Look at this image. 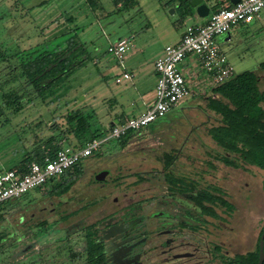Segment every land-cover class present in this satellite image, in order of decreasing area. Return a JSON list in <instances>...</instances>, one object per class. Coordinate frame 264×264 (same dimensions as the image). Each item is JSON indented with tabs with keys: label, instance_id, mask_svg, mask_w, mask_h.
<instances>
[{
	"label": "rangeland",
	"instance_id": "rangeland-1",
	"mask_svg": "<svg viewBox=\"0 0 264 264\" xmlns=\"http://www.w3.org/2000/svg\"><path fill=\"white\" fill-rule=\"evenodd\" d=\"M129 1L134 4L115 8L110 0H100L103 12L98 13L90 10L85 0H0V156L11 155V152L22 154L24 141L40 126L44 125V132H57L56 127L65 126L68 112H93L90 121L93 131L107 126L113 111L118 116H131L132 112L153 105L157 74H153L152 68L157 55L180 37L187 26L204 24L208 16L199 18L194 8L186 14L174 0ZM202 1L209 8V14L229 3L226 0L222 3ZM73 35L85 47L88 59L60 82L57 94L61 97L49 104L48 100L36 97L26 83L20 71L21 58L49 41H52L49 45H54ZM122 39L133 45L126 52L123 64L133 73L134 79L133 83L117 85L115 78L120 70L108 47ZM219 45L233 66L234 75L257 71L259 63L264 61V11L251 24L236 26L230 32V40ZM133 51L135 54L131 55ZM196 63L197 60L191 67ZM10 93L24 97L21 111H15V107L7 109L1 104L2 98ZM188 107L189 104L179 105L147 129L132 132L123 150H116V139L102 144L82 162V176L65 194L53 196L51 188L69 181L71 172L56 176L19 199L5 202L0 210L4 218L0 221V235L4 236L0 241V264H86L84 227L99 218L100 211L110 212L121 205L123 193L130 194L133 190L129 189V183H151H143L137 189L155 186L157 189L152 192L155 197L160 190L159 183L165 181L160 160L164 153L180 157L171 169L177 177L196 178L225 188L221 165L212 158L223 153L210 142L205 130L192 135L188 129L189 120H206V117L200 113L187 115ZM161 127L163 132L159 131ZM207 160L217 168L214 174L206 166ZM3 168L8 170L7 165ZM104 170L109 171L107 185L100 188L94 175ZM246 170L264 176V172L256 168L247 167ZM231 178L235 180L231 185L235 188L233 197L239 209L234 217L238 221L244 219L249 227L250 177L235 171ZM256 208L264 209L261 190ZM18 209L22 212L14 213ZM24 218L26 230L20 225ZM242 233L243 243L248 242L249 231L242 230ZM245 251L247 248L242 249Z\"/></svg>",
	"mask_w": 264,
	"mask_h": 264
},
{
	"label": "trees",
	"instance_id": "trees-1",
	"mask_svg": "<svg viewBox=\"0 0 264 264\" xmlns=\"http://www.w3.org/2000/svg\"><path fill=\"white\" fill-rule=\"evenodd\" d=\"M99 1L85 0L90 10L101 13L103 7ZM110 1L115 8H127L134 4L129 0ZM226 1L228 2V0ZM174 2L178 3V8L184 9L183 12L186 14L192 10L191 0H174ZM231 6L228 3L226 7L230 8ZM51 42L25 53L20 62L21 74L31 87L32 92L43 101L48 100L49 104H53L61 97L57 94L60 82L69 78L88 59L85 47L77 40L76 35L54 45H49L52 44ZM259 74H263L264 82V61L259 63L257 71H244L212 89V93L219 96L220 99H212L209 110L220 119L215 126L208 129V136L223 153L216 158L226 166L233 168L254 166L264 171V109L262 107L264 106V92L260 90L261 77ZM23 99L24 97L18 96L17 93H10L2 98L1 104L7 109L15 107V111L19 112L22 110ZM92 114L93 112L85 114L81 110L68 112L65 117V127L62 130L59 126L56 127L55 135L33 145L30 151L25 152L23 160L8 170L25 173L27 166L31 163L43 164L46 158H51L62 147L60 145L62 140L68 141L66 136H72L67 143V146L72 149H81L89 141L104 137L112 127H107V129L101 127L100 130L92 131L90 123ZM132 134L130 131L125 136L116 139V150L126 148ZM160 160L163 163V170L169 172L176 157L170 153H164ZM81 164L82 162H79L67 171L71 172L72 176L69 181L51 188L53 196L59 197L70 190L76 179L83 174ZM163 177L165 182L173 185L184 182L182 178L174 176L171 172ZM211 190L218 192L215 188H211ZM214 198L215 195L211 194L210 199ZM223 206L228 213L234 210V207L227 201ZM3 219L0 213V221ZM3 237L0 235V241L4 239ZM5 237L7 236L5 235ZM258 242L252 252L240 257L242 264L258 263ZM85 250L86 264H98L95 259V255L99 251L98 245L90 236L85 239Z\"/></svg>",
	"mask_w": 264,
	"mask_h": 264
},
{
	"label": "flooded vegetation",
	"instance_id": "flooded-vegetation-1",
	"mask_svg": "<svg viewBox=\"0 0 264 264\" xmlns=\"http://www.w3.org/2000/svg\"><path fill=\"white\" fill-rule=\"evenodd\" d=\"M219 2L222 3L223 0ZM259 76L260 90L264 92L263 74ZM174 156L176 160L171 169L180 159L179 156ZM185 158L190 160L188 156ZM212 158L220 162L216 156ZM161 172L163 176L169 172L174 175L172 170L165 172L162 169ZM182 179L184 182L175 185L160 182V190L155 197L152 193L157 189L155 186L137 189L148 182L129 183V189L133 190L130 194L123 193L121 205L110 212L100 211V217L84 227V239L90 236L98 245L96 262L242 264L240 257L248 252H242V229L231 222L236 209L229 213L231 217L228 219L223 206L226 202V189L217 183H204L196 178ZM95 183L100 188L107 185L106 181ZM211 188L218 192H213ZM233 192L235 193V188ZM211 194L215 195L214 199H210ZM263 229L264 223L260 233Z\"/></svg>",
	"mask_w": 264,
	"mask_h": 264
},
{
	"label": "built area",
	"instance_id": "built-area-1",
	"mask_svg": "<svg viewBox=\"0 0 264 264\" xmlns=\"http://www.w3.org/2000/svg\"><path fill=\"white\" fill-rule=\"evenodd\" d=\"M264 11V0H240L230 8L220 6L204 24L187 26L181 39L164 47L162 54L154 62L157 74L155 101L144 113L127 118L114 125L100 139L89 141L81 149L62 146L43 164L31 163L25 173L18 170L0 171V208L13 199H19L29 191L39 189L56 176L67 172L79 162H84L97 152L102 144L119 139L128 132L145 129L181 105L192 95L190 87L180 69L181 62L187 57H195L205 74L215 86L229 81L234 76L233 66L220 48L218 38L229 34L238 25H248L259 19ZM131 49V43L122 39L108 47L121 73L116 76L115 84L130 82L133 75L124 67L125 54Z\"/></svg>",
	"mask_w": 264,
	"mask_h": 264
},
{
	"label": "crops",
	"instance_id": "crops-1",
	"mask_svg": "<svg viewBox=\"0 0 264 264\" xmlns=\"http://www.w3.org/2000/svg\"><path fill=\"white\" fill-rule=\"evenodd\" d=\"M202 23H204V21ZM182 35H183V32H182L181 36L176 38L172 44L177 43L181 39ZM229 40H230V33L218 38L219 43H224V42L229 41ZM132 48H133V45L131 43V49ZM134 54H135V51H133L131 53V55H134ZM161 54L162 53L157 55V58ZM125 59H126V57H125ZM195 59H196L195 57H187L180 64V69L183 72V74L186 78V81L190 87L191 93H192L191 98L187 99V101L183 102L181 105L189 104L188 111H186L187 115L189 113H197V114L200 113L201 115L203 114L206 117V120H204V119L202 120L200 118H197L196 119L197 122L194 120H189L188 129H190V131L193 133V134L192 133L191 134L197 135V133L199 134V132H201L202 130H205L206 134L208 136V129L211 128L212 126H215L217 124V121L220 119L219 116L215 115L214 112L209 110L210 103H211L212 99H214V98L220 99V98H219V96L214 95L212 93V89L215 88L216 86L213 84L212 79L210 77H208L205 74V72H203L201 70L197 59H196L197 63L195 64V66L191 67V65L194 63V61H196ZM117 67L121 73V69L119 68L118 64H117ZM125 70H126V68H125ZM152 71L154 74V67L152 68ZM130 73L133 75L132 72H130ZM133 79H134V75L132 77V80L129 83H133ZM155 87H156V85H155ZM154 92H155V89H154ZM139 100H141V98H139ZM144 104L145 103L142 102L143 107L145 106ZM147 109H148V106H145V108H143L139 112H132L131 116H128V115L118 116V113H115L113 111L112 112L113 115L111 116V119L109 120L110 123L107 126H103V127L105 129H107V127H109V125L111 123L114 126V125L118 124L119 122L124 121L127 118L135 117V116H138V115L144 113ZM183 110H185V109H183ZM38 116H40V115H38ZM63 124L64 123H62L61 126ZM164 126H166V125H164ZM64 127H60V129L62 130ZM162 127L159 129V131H161V132H163ZM196 127H198V128H196ZM37 129L38 130L36 132H33L31 135L28 136L27 140L24 141L25 145L22 147L23 148L22 154L21 153L16 154V152L15 153L11 152V155L9 153L8 156H4L5 154L0 156V171L4 169L3 168L4 165L5 166L7 165L8 169L14 167L15 165H17L19 162H21L23 160V155L25 154V152L30 151L31 148L33 147V145L40 143L41 140L46 139V138L56 134V132H53L52 130L44 132L43 131L44 125L40 126ZM188 136H189V134H188ZM66 137H68V139H70L72 136H66ZM207 138L210 140V142H212L215 145V143L212 141V139L209 136ZM186 139H187V137H186ZM60 145L61 146H67L66 141L62 140V142H60ZM215 147L217 149H219L216 145H215ZM216 159H218V158H216ZM218 163L221 165L220 167L222 168V171L224 172V175H225V176H223L222 180L224 181L225 189L227 191L226 201L229 202L236 209L235 212L239 211V209H238L236 200L232 196V194H233L232 193V191H233L232 185L235 182V180L233 181L231 178L233 175V172L238 171L239 173L247 174L250 177L249 181H250V185L252 188V194L250 196L251 198L249 197L250 199L249 198L247 199V202H248L247 208L250 210L252 216L248 215V217L250 219L249 227H247L244 219L241 221L240 220L238 221L237 220L238 218H236L234 216L231 219V222H232V224L237 225V227H240L243 231H246V230L249 231V237H251V238L248 240V242L243 243L242 249L247 248L246 252H252L255 249L259 233H260L261 228H262L263 223H264V209L262 211H259L256 208V200H257V195L259 194V190H261V192L264 195V191H263V187H262V180H263L262 178H264V176H261L259 173L250 174L246 170L247 167L258 169L257 167H254V166H245L244 168H233V167L226 166V165L222 164L221 162H218ZM206 166L208 167V169L211 170V172L213 174L217 171V168L215 167V165H213V163L211 161L207 162ZM258 170L262 171L261 169H258ZM211 172H209V173H211ZM262 172H264V171H262ZM209 175H211V174H209ZM253 180H256V183H252ZM254 185L256 186V188L254 187ZM258 187H259V189H258ZM18 212H22V210L18 209L14 213H18ZM235 212H234V214H235ZM244 215H245V213H244ZM30 216H31V218H33V214ZM19 217L22 219L23 214H21ZM227 217H228V219H230V217H231V215L228 212H227ZM19 223H20V221H19ZM21 223H20V225H22V229L26 230V228L23 227V225L26 223L25 218ZM34 242L35 241H31V243H34Z\"/></svg>",
	"mask_w": 264,
	"mask_h": 264
},
{
	"label": "water",
	"instance_id": "water-1",
	"mask_svg": "<svg viewBox=\"0 0 264 264\" xmlns=\"http://www.w3.org/2000/svg\"><path fill=\"white\" fill-rule=\"evenodd\" d=\"M228 1L231 5H236L240 0H228ZM190 6L195 9L196 15L201 19H204L209 14V8L207 7V5L203 4L202 0H191ZM109 127H113V124L111 123ZM108 175H109V171L107 170L101 171L95 175L94 180L98 183L105 182ZM258 246H259V252H258L257 264H263L264 263V229L259 238Z\"/></svg>",
	"mask_w": 264,
	"mask_h": 264
}]
</instances>
